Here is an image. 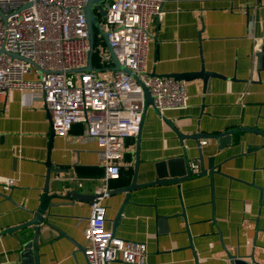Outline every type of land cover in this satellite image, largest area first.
<instances>
[{
  "label": "crops",
  "instance_id": "0c3cea01",
  "mask_svg": "<svg viewBox=\"0 0 264 264\" xmlns=\"http://www.w3.org/2000/svg\"><path fill=\"white\" fill-rule=\"evenodd\" d=\"M251 7L250 0H164V15L148 26V72L167 76L202 64L217 77L207 88L200 79L185 81V109L160 114L147 106L139 133L115 161L118 176L107 181L105 228L145 243V264H228V254L264 264V0L255 15V55ZM84 131L76 123L64 136L53 133L38 93L14 90L0 102V264H35V253L38 264H86L83 231L105 163ZM199 154L206 172L193 174L189 162L199 163ZM48 159L49 192L61 196L50 198L33 246L31 226L3 231L31 218ZM4 178L15 179L9 190Z\"/></svg>",
  "mask_w": 264,
  "mask_h": 264
},
{
  "label": "built area",
  "instance_id": "2783aa9c",
  "mask_svg": "<svg viewBox=\"0 0 264 264\" xmlns=\"http://www.w3.org/2000/svg\"><path fill=\"white\" fill-rule=\"evenodd\" d=\"M248 29L253 36L255 15L261 0H250ZM87 0H0V102L11 91L23 96L38 93L50 116L52 130L66 135L76 123L85 124L83 139L94 140L105 163L104 183L90 202V215L84 228L86 264H109L121 260L145 264L146 245L115 237L105 228L107 181L116 178L127 139L140 130L146 87L160 114L182 110L189 95L184 80L151 75L146 69L150 40L148 26L164 15V0H107L97 14L99 27L106 34L113 55L128 72L113 69V61L103 40L95 33L92 50L94 69L71 72L86 65L89 51L84 15ZM254 40L252 54L259 49ZM15 54L18 58H12ZM97 63L98 68L95 66ZM111 70L109 78L101 72ZM99 71V72H97ZM33 73L32 79L25 75ZM245 94L241 93L240 98ZM205 144L206 141H201ZM193 174L200 172L198 161L189 162ZM15 182L4 178L2 188Z\"/></svg>",
  "mask_w": 264,
  "mask_h": 264
},
{
  "label": "water",
  "instance_id": "95a60500",
  "mask_svg": "<svg viewBox=\"0 0 264 264\" xmlns=\"http://www.w3.org/2000/svg\"><path fill=\"white\" fill-rule=\"evenodd\" d=\"M101 1H103V0H87L86 4L84 6L83 11H84L85 19H86V24H87L88 44H89V51L87 54V62H86V65L84 67L77 69V70H72L71 72H80V71L94 69L92 67L91 63H92V50H93V46H94L95 33L96 32L98 33V35L103 40L108 52L111 55V58H112V61L114 64L113 69H122V70H125L126 72H128V70L125 67L120 66V64L116 60V58L113 55L112 50L109 46L106 34L99 27L97 14L100 16L104 15V11L102 10L101 6L99 5V3ZM0 16L4 20V16L1 14V12H0ZM0 51H3V48ZM9 55L12 58H18V56L15 54H9ZM150 74L156 75L154 72H151ZM167 76L174 77L175 79L184 80V81H192L195 79H200L203 82V88L208 87L210 78L217 77L216 74L209 72V71H206L202 64L200 66V69L197 71L177 73V74H168ZM143 91H144V108H143V110H145V108L147 106H152L154 108L153 98H152L150 92L148 91V89L146 87L143 88ZM52 132L54 133L53 130H52ZM229 137H230V135H229ZM227 140H228V135L219 137L220 143H222V142L226 143ZM46 164L49 168H48L46 175H45V184L42 188V193L39 196V203L35 209L27 210L31 214V218L22 224H19L17 226H13V227H9L3 231V232H10V231H14V230H17V229H20L23 227L31 226L32 230L34 231V236H33L34 239L32 241L33 246H36V237L38 235V231H39L40 225L42 223V218H43L47 208L52 206V204L49 203L50 198H52L54 196H61L58 192H53V193L49 192L50 171L52 169L49 159L47 160ZM199 166H200L201 172H206V169L204 168V165H203V160H202L201 154H199ZM213 167L214 166L212 164V160H209L208 169H211V171H212ZM120 189L124 190V188H120ZM110 192L111 191L108 190V194ZM69 193L74 195L75 192L66 191V195ZM94 198H96V194L91 196V200H93ZM262 198L264 200V192H263ZM121 212H122V209H120V211L117 213V215L115 217V220H114L115 225L120 218ZM112 234L114 235V233H112ZM34 258H35V264H38L37 253H35ZM228 261H229L228 264H251V263H254V261L249 262L248 260H245L240 256H234V255H230V254H228Z\"/></svg>",
  "mask_w": 264,
  "mask_h": 264
},
{
  "label": "rangeland",
  "instance_id": "374dc122",
  "mask_svg": "<svg viewBox=\"0 0 264 264\" xmlns=\"http://www.w3.org/2000/svg\"><path fill=\"white\" fill-rule=\"evenodd\" d=\"M106 3H107V0H103L99 3V5L101 6V8H103V7H105ZM97 72H99V71H97Z\"/></svg>",
  "mask_w": 264,
  "mask_h": 264
}]
</instances>
